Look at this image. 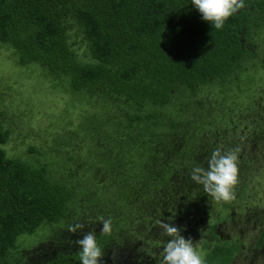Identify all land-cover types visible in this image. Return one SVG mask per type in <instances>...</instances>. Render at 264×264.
Masks as SVG:
<instances>
[{
  "label": "trees",
  "instance_id": "obj_1",
  "mask_svg": "<svg viewBox=\"0 0 264 264\" xmlns=\"http://www.w3.org/2000/svg\"><path fill=\"white\" fill-rule=\"evenodd\" d=\"M262 35L264 0H245L220 30L191 0H0V45L10 65L51 81L80 108L73 125L61 112L72 128L61 138L60 174L50 170L56 157L45 145L26 147L29 161L8 156L0 121V264H81L76 241L88 232L103 264H162L169 238L155 229L165 221L180 223L181 235L187 230L181 218L201 209L204 191L190 173L207 168L217 147L241 146L236 198L217 206L239 213L261 203L250 190L264 189V150L251 155L246 145L264 140V81L245 85L237 73L252 68L246 62L256 53L245 40ZM215 90V98L205 96ZM251 124L262 135H236ZM99 217L112 218L111 235ZM77 223L82 228L70 232ZM30 236L39 242L27 262L22 240ZM192 238L206 264H230L240 249L237 241L220 247Z\"/></svg>",
  "mask_w": 264,
  "mask_h": 264
},
{
  "label": "rangeland",
  "instance_id": "obj_2",
  "mask_svg": "<svg viewBox=\"0 0 264 264\" xmlns=\"http://www.w3.org/2000/svg\"><path fill=\"white\" fill-rule=\"evenodd\" d=\"M260 38L263 41L255 38L253 39V42L251 39L245 40V47L249 49L252 54L253 52H256L251 58L247 59L246 62V64L251 63L252 68L240 69L237 73V79L242 78L241 82L243 81L245 85L251 86L264 81V68L258 65V63H261L264 66V35L260 36ZM78 51L80 53L81 49L79 48ZM10 56V50L7 47L0 45V121L2 127L8 131V138L4 145V149L8 156L18 157L21 160L27 159L29 161L31 157L30 153L26 151V147L31 144L50 147L53 149V156L56 157L54 158V161H49L50 170L60 174L63 172L61 171V169H63V147H61L63 146V141L61 138L63 137V132L68 131L72 128L73 124L77 123L75 122L77 107L78 109L80 108L77 104L73 105L69 101L70 97L68 94L61 91V89L53 87L52 82L47 81L46 78L35 76L36 73L31 72V69L29 72L27 71V73L17 71L16 67L14 68V66L10 65ZM255 59L258 63L254 61ZM215 92L216 90L210 93L205 92V96L208 98H215ZM256 100L257 99H255V101ZM63 111H66V114L70 118H73L71 122L72 125L71 123H68V127L66 126L65 121H63V113H61ZM54 118H57L58 122H54ZM258 119L261 118L259 117ZM257 124L261 123L257 122ZM252 131H255L258 136L262 135L258 129L254 128L253 124L248 126L247 129L244 127H242V129L239 128L236 131V135L240 136L243 133L247 134ZM256 141H258L259 144H264V140L260 138ZM250 150L252 151L251 147ZM250 150H248V152L252 155ZM45 157L46 154L43 155V157L38 156V160H47L48 155L46 158ZM255 164H257V162L250 165ZM57 169L59 171H57ZM249 186H255V183H249L248 187ZM250 191L254 194H258L257 197L264 198V189H261L258 192L254 189ZM210 198L211 196L207 203V211L213 214L218 211L220 218L224 217V214L227 211L226 206L224 204L217 206L215 199L212 200ZM252 205L255 206V203ZM229 211H233L232 208H229ZM245 215L246 213L243 214V217L239 215L235 216L237 217V227L235 230L241 228V233L239 232V235H237L234 231L228 238L230 239L234 237L232 241H237L242 245V248L235 253V258L232 264H264V245L256 249V251H254L255 248L252 247L259 228L253 218L244 221L246 218L244 217ZM177 224V222L174 223V225ZM155 230H158L163 234V230L160 226ZM146 234H144V236H146ZM38 235L41 237V235L44 234L41 232L38 233ZM38 238L39 237L35 238V236H30L22 240L24 243V254H22L27 262H31V259L35 255V248L39 242L37 240ZM198 249L201 251L200 247H198ZM29 250L34 251L30 253ZM201 253L203 252L201 251Z\"/></svg>",
  "mask_w": 264,
  "mask_h": 264
},
{
  "label": "clouds",
  "instance_id": "obj_3",
  "mask_svg": "<svg viewBox=\"0 0 264 264\" xmlns=\"http://www.w3.org/2000/svg\"><path fill=\"white\" fill-rule=\"evenodd\" d=\"M192 5L215 29L223 28L225 21L245 6V0H191ZM240 147L223 151L217 147L207 161V168L193 167L190 179L203 186L204 191L215 200L230 203L235 197V188L239 183V152ZM102 224L101 232L111 235L112 218L99 217ZM163 235L169 239L162 248V264H206L204 254L194 246L191 237L181 235V229L172 223L160 221ZM82 225L69 226L70 232H76ZM76 243L81 251V264H103L104 252L98 245L94 232H88Z\"/></svg>",
  "mask_w": 264,
  "mask_h": 264
},
{
  "label": "flooded vegetation",
  "instance_id": "obj_4",
  "mask_svg": "<svg viewBox=\"0 0 264 264\" xmlns=\"http://www.w3.org/2000/svg\"><path fill=\"white\" fill-rule=\"evenodd\" d=\"M242 135L243 134L240 135L241 139H242ZM249 141H251V140H249ZM246 146H247L246 149H248V150H250V147L252 148V150L254 148L256 150H259V149L264 150V144H259V143L256 144L255 141L252 143H248ZM240 148H241V146H240ZM190 187L191 188L193 187V183L190 185ZM197 197H199L200 201L199 200L198 201H199V204L201 206V209L198 212L195 211L193 213L194 215L190 214L189 217L184 216L183 218H181V220L186 221L184 223V226L186 227L187 230L183 231V233H182V235L185 238H188V237L192 238L193 236L195 237L197 235L198 242L201 240H206L207 242H209L208 243L209 246H211L212 244H216L217 246H220L223 242L230 241L234 238V237H232V238L228 239L232 232L235 231V234H237V235H239V232L241 233V231H242L241 228H238V230H235V228L237 227V225H236L237 217H235V216L239 215V216L243 217V214H245V213H246V215L244 217H246V218L244 219V221H248L250 218H253V220L255 219L254 222L257 223V226H263L262 223L260 222V219L264 218V198H263V201L261 203L255 204V206H253V205L248 206L245 210L242 209V211H240L239 213H237L236 211H229V208L227 207L226 212H227L228 216L226 218H221L218 221H214V219L216 218L215 217L216 213L213 214V213H210L207 211V208H208L207 203H208V200L210 197L209 194H207L204 191H201ZM226 212L224 214L225 216H226ZM209 220H211L210 223H208ZM178 224H180V223H178ZM197 230H198V233L196 232ZM215 237L217 238L216 240H215ZM241 248H242V245H240V249ZM256 249L257 248H255L254 251H256ZM235 253H237V251ZM235 253L231 257L230 264H232L234 261ZM126 261H127L126 258L121 260V262L123 264H126ZM150 263L151 262H149V260H148V264H150Z\"/></svg>",
  "mask_w": 264,
  "mask_h": 264
}]
</instances>
